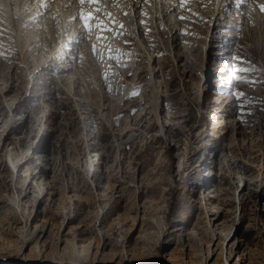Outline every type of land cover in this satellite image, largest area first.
Wrapping results in <instances>:
<instances>
[{
  "label": "rangeland",
  "instance_id": "obj_1",
  "mask_svg": "<svg viewBox=\"0 0 264 264\" xmlns=\"http://www.w3.org/2000/svg\"><path fill=\"white\" fill-rule=\"evenodd\" d=\"M262 8L212 4L175 44L155 22L152 39L124 30L139 56L102 29L129 54L91 61L103 15L77 43L69 13L45 49L0 29V264H264Z\"/></svg>",
  "mask_w": 264,
  "mask_h": 264
},
{
  "label": "bare ground",
  "instance_id": "obj_2",
  "mask_svg": "<svg viewBox=\"0 0 264 264\" xmlns=\"http://www.w3.org/2000/svg\"><path fill=\"white\" fill-rule=\"evenodd\" d=\"M128 1H130L131 3L130 5H128L129 3L127 4ZM69 2L71 3V1ZM67 3L68 0H0V9H1L0 29L2 30L8 29V31L12 34V36H14L15 34L17 38H19V36L23 34V29H25L24 32H26L25 33L26 35L23 34V37H25V41L27 42L26 40L27 36H30L32 38V41H30L31 43H33L34 38H36V40L38 41H36L35 44H33L32 46H35L37 44L38 45L42 44L43 46L41 49H45L47 47L49 48L53 47L54 46L53 43H56L57 41L60 43V39H62L61 44H64V40L65 39L68 40V37L70 35H71V39L68 41H73V39H75L74 41L79 43V41L83 37L88 35L86 31H88L90 25H92L91 24L92 18L89 19V17H92V12L98 16L103 15V17L100 18L103 19L104 21L103 25L98 26L96 31L95 30L91 31L92 32L90 34L91 38L90 41L87 43L88 53L86 59L88 58V60L91 61V60H98L99 57L105 58L108 53H106L107 51L102 52V50H106L107 48H111V50L114 49V52L112 51L110 53V55L112 56H116V55L120 56V53H122L120 51L121 49L112 48L113 43L115 42L114 41L112 42L111 40L109 41V39L105 40V38L104 39L100 38L102 45L97 44V40L99 41L97 35L102 33L101 32L102 29L108 30L109 28L112 27L111 35L116 32L118 33V35H120V37L123 36L127 38L129 34L123 33V31L124 30L131 31L133 28H135L137 29L136 33L138 34L139 38L140 37L146 38V36H148V38L152 39L153 31L151 26H154L152 22H155L158 31L161 30L164 32V34H166L165 32L166 29L164 30V27H167L171 31L170 33H173L175 35L174 38L172 37V40L175 44V39L177 37H180V39H182V37L193 38L200 35V32L203 29L201 24L203 22L205 23L207 21V18L210 17L209 16L210 5L212 4L217 5L218 15L216 16V18H220V17L223 18L225 16L224 14L226 11L225 9H228L230 7H236L237 3H239V7H240L242 4L246 3V0H233V1L232 0H123L122 3L121 1L119 3L115 2V0H92V2L90 3L89 2L80 3V0H72V5L68 11L66 9L68 6ZM141 5L142 8L139 10L140 12H137L138 8ZM95 8H97L96 10H98L99 8L100 10L98 12H94L93 10ZM9 9L11 10V12H9ZM82 9L87 11V13H85L84 10L82 11ZM143 9L145 10L146 13H142ZM240 10L242 12V13L239 12L240 16H243L244 14H246V12L248 13V11L244 12L242 11V9ZM73 11L81 12L79 14L80 22L78 21V24H74V27H76V29L74 28L71 29L72 32L69 33L70 35L68 37L62 38L63 36L65 37V35H67L70 26L68 24V21L71 18L67 17L69 16L68 14L70 13V15H72V18H75L73 16H76L72 14ZM122 12L124 13L122 14ZM10 14H12V21L10 20ZM43 15H45L42 21L44 27L42 30L37 31L40 25L36 24V22L40 21V18ZM159 15H162L161 19ZM172 16H177V17L179 16V18L181 19L179 18L174 19ZM81 17L84 19V23H81L82 20ZM59 21H61V23H64L65 25L64 29L62 27L63 25L60 26ZM133 21H135L136 23L135 27ZM190 21L191 23H189ZM173 22H175L176 25H178V27L175 25L172 29V26L170 25ZM179 28H182L181 33L185 34L184 36L178 32ZM98 29L100 31H98ZM103 35H107L106 32L105 34L103 33L102 36ZM130 36L128 38L129 44L135 45L137 47V55L136 54L135 55L136 56L141 55L143 51L141 50V48H139L138 46L139 44L135 41L134 38H130ZM29 48L30 45L28 43V49ZM154 49L156 50V47ZM95 50L97 54L96 56H93L94 52L92 51ZM128 50L129 49H124L122 54L123 55L129 54ZM101 61L102 60H100L99 62ZM101 66L99 68V71L100 69H103V71L106 70V66L104 65ZM129 68H134V65H130ZM223 71L226 72L225 68H223V70L220 72ZM100 76L103 77V73H101ZM87 245L88 243L79 244L77 245V248L79 251H82ZM72 256L74 255L71 254V256H69L64 263L55 262V264H82L75 259L76 257L72 258ZM30 261L33 262V260ZM228 261H229V257H226L225 262L228 263ZM237 261L236 260L232 261L229 264H239ZM34 262H39V261H34Z\"/></svg>",
  "mask_w": 264,
  "mask_h": 264
},
{
  "label": "snow or ice",
  "instance_id": "obj_3",
  "mask_svg": "<svg viewBox=\"0 0 264 264\" xmlns=\"http://www.w3.org/2000/svg\"><path fill=\"white\" fill-rule=\"evenodd\" d=\"M86 2H92V0H80V3H86ZM262 11H264V8H262ZM91 19V17H89Z\"/></svg>",
  "mask_w": 264,
  "mask_h": 264
}]
</instances>
